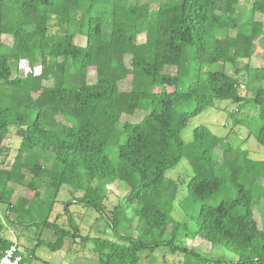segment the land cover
<instances>
[{
    "label": "trees",
    "instance_id": "1",
    "mask_svg": "<svg viewBox=\"0 0 264 264\" xmlns=\"http://www.w3.org/2000/svg\"><path fill=\"white\" fill-rule=\"evenodd\" d=\"M241 2L161 0L153 11L139 0H0V154L12 127L21 135L10 168L0 161V202L6 204L8 221L49 228L55 236L38 238L31 253L40 245L61 249L72 235L93 242L100 264H141L144 258L152 264L161 246L181 250L182 264H264V228L255 216V206H264V186L257 187L264 180V159H252L248 150L206 125L195 127L188 143L181 135L191 118L217 99L231 100L238 104L233 124L245 126L248 137L264 146V53L261 65L249 62L256 41H264V20L255 17L264 16V0H250V20L240 25ZM53 16L67 25L64 33L50 32ZM77 34L85 35V44L76 42ZM142 34L145 39L139 41ZM214 63L223 68L206 69ZM166 67L176 70L166 72ZM243 69L257 82L250 94L242 93ZM90 71L96 73L92 82ZM125 80L131 88L121 87ZM247 105L256 109L254 118L241 116ZM139 109L145 112L140 121L121 123L123 115ZM112 146L118 147L115 164ZM35 149L43 154L32 160ZM182 158L191 172L179 181L169 171ZM46 177L55 193L45 211ZM116 181L130 190L107 212L105 202ZM63 184L83 191L74 202L99 210L117 239L82 235L71 217L70 228L59 224L58 215L51 220ZM15 185L26 186L32 196L13 202ZM183 187L182 204H198L190 215L195 229L173 215ZM224 188L235 195L211 204ZM17 208L23 221L11 216ZM133 226L136 234L129 232ZM5 229L1 221L0 251L21 248ZM181 235L182 247L176 244ZM191 239L211 249L222 245L236 258L206 256L189 246Z\"/></svg>",
    "mask_w": 264,
    "mask_h": 264
},
{
    "label": "rangeland",
    "instance_id": "2",
    "mask_svg": "<svg viewBox=\"0 0 264 264\" xmlns=\"http://www.w3.org/2000/svg\"><path fill=\"white\" fill-rule=\"evenodd\" d=\"M141 3H149L151 9L153 11L157 10L159 2L161 0H139ZM256 18H261L264 20V16H260L259 14L255 15ZM238 18L240 25L244 22L250 20V0H242L241 5L238 7ZM67 29L66 24H61L58 21L56 16L52 17L50 32L51 33H64ZM75 30L76 27H74ZM6 42L11 43L10 36H3ZM145 39V35H139L138 40L143 41ZM76 42L79 44H85L86 37L85 35L77 34ZM256 54L249 60L252 66H259L263 62V53H264V41L259 38L256 41L255 46ZM245 60L244 62H247ZM244 64V63H242ZM223 66L220 63H214L210 66H207L206 69H222ZM24 67L21 68L20 73L22 74L24 71ZM174 67H166V72H175ZM96 73L94 71H90L89 80L92 82L95 80ZM241 84H242V93L250 94L254 85L257 84L253 72L247 69H243L241 72ZM45 84H52V81H47ZM121 87L124 89L131 88V82L125 80L121 83ZM186 85L183 84L180 89H185ZM216 105L214 107L206 108L202 113L195 115L191 118L189 124L182 130L181 135L183 140L188 143L193 139V133L195 127L199 125L208 126L214 133L222 136H226L228 142L235 145L241 146L242 149L248 150L250 157L254 160H263L264 159V146L260 144L257 139L251 135L248 137V129L241 125L235 126L233 124V118L231 113L235 111L238 104L232 102L231 100H216ZM193 105L188 106V109H192ZM144 110L139 109L134 115H123L121 118V123L124 122H138L144 116ZM256 109L251 106H245L243 110L242 117L249 116L250 118H254L256 116ZM122 125V124H121ZM18 128L12 127L11 131L7 135V138L4 141L5 150L3 154H0V161L4 160L3 166L5 168H10L12 165L15 156L18 152V148L21 143V135L18 131ZM125 138L123 137L122 140ZM219 156H222V151L217 149ZM37 154H43L42 151L35 149L31 156V159H35ZM109 156L111 158L112 163L118 162V147L112 146L109 149ZM51 163V157L48 159V164ZM191 172L190 165L186 158H182L178 165L169 171V175L179 181H182L187 178L188 173ZM27 180H30V173L26 172ZM264 186V180H261L258 184V189ZM130 190V186L124 182L116 181L110 186V192L108 194L106 200L107 212L112 210L114 206L122 203L124 201L125 195ZM41 202L43 205L41 206L43 210H47L48 204L52 195L55 193V189L52 188L50 184V179L46 177L45 184L42 185L41 188ZM185 188H181L178 194V198L175 202V209L173 215L176 219L188 222L190 227L193 229L197 228V224L194 223L190 215L198 208V204L195 206H187L182 204L184 201V196L186 195ZM32 196L31 191L22 185H15L14 194L12 201L16 202L18 196ZM83 191L75 190L69 184H63L56 194V201L53 208V212L51 214V220L55 216H59V224L64 227L70 228L69 218L73 219V223L77 224L80 228V232L82 235H88L91 237L94 236H102L110 239H117L116 233L109 226L108 221L102 213L90 206H85L83 204L74 202V197L82 196ZM235 191L233 189H226L210 199L209 202L211 204H217L221 199L227 196H234ZM46 202H43V201ZM72 200L73 202L69 203ZM259 206V207H258ZM187 211V212H186ZM239 211H243V209H239ZM6 204L0 202V222L2 221L5 225V233L8 237H10L14 242H17L18 245L23 249L26 257L28 259L29 264H100L99 256L94 251V245L92 241H88L85 243L80 242L79 237H74L72 235L68 236L65 239L64 245L61 249L51 250L45 245H40L36 247L34 252L31 253L30 249L36 246L38 242V238H43L45 240L54 239L53 230L49 228L41 229L42 227H38L33 224L30 226H25L24 224L13 223L6 219ZM23 214V210L20 208L16 209L15 212H11L12 218L18 219V221H23L21 216ZM133 213H129V217H132ZM255 216L259 223V226L264 228V206L259 204L255 206ZM132 219V218H131ZM135 220V219H134ZM135 223V222H134ZM125 224V222L123 223ZM134 225V224H133ZM124 227V225H122ZM73 232V230H71ZM129 232L132 234H136V227L133 226L129 229ZM169 233L165 234L163 237L168 238ZM192 240V239H191ZM189 241V246L202 252L204 255L212 257V258H220V259H235V253L228 251L222 245H217L216 247L211 249V246L202 243L201 241ZM176 244L182 247L185 243V238L181 235L178 240H176ZM31 247V248H30ZM31 253V254H30ZM185 256L181 250L178 252H171L169 246H161L156 249L154 255L151 257L152 264H182ZM141 264H149V261L144 258L141 261Z\"/></svg>",
    "mask_w": 264,
    "mask_h": 264
},
{
    "label": "built area",
    "instance_id": "3",
    "mask_svg": "<svg viewBox=\"0 0 264 264\" xmlns=\"http://www.w3.org/2000/svg\"><path fill=\"white\" fill-rule=\"evenodd\" d=\"M0 264H29V262L24 251L13 245L0 251Z\"/></svg>",
    "mask_w": 264,
    "mask_h": 264
}]
</instances>
